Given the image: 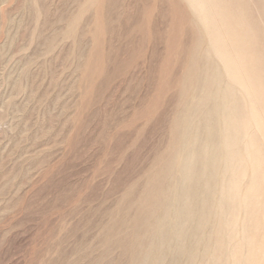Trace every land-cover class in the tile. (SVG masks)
<instances>
[{"label":"rangeland","instance_id":"rangeland-1","mask_svg":"<svg viewBox=\"0 0 264 264\" xmlns=\"http://www.w3.org/2000/svg\"><path fill=\"white\" fill-rule=\"evenodd\" d=\"M188 10L0 0V264H123L105 236L168 147L197 37Z\"/></svg>","mask_w":264,"mask_h":264},{"label":"bare ground","instance_id":"bare-ground-1","mask_svg":"<svg viewBox=\"0 0 264 264\" xmlns=\"http://www.w3.org/2000/svg\"><path fill=\"white\" fill-rule=\"evenodd\" d=\"M184 1L197 37L168 147L104 241L123 264H264V0Z\"/></svg>","mask_w":264,"mask_h":264}]
</instances>
